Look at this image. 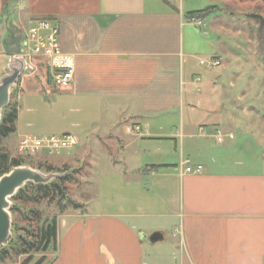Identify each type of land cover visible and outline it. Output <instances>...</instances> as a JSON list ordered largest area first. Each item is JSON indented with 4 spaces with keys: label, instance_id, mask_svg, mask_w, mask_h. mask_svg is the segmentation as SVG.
I'll use <instances>...</instances> for the list:
<instances>
[{
    "label": "crops",
    "instance_id": "1",
    "mask_svg": "<svg viewBox=\"0 0 264 264\" xmlns=\"http://www.w3.org/2000/svg\"><path fill=\"white\" fill-rule=\"evenodd\" d=\"M180 2L178 8L174 0H17L15 12L26 13L29 28L41 20L59 26L62 49L76 65L71 88L53 92L47 64L34 60L18 95L34 83L47 97L62 94L58 103L81 132L101 125L104 111H120L106 126L116 128L121 153L135 157H108L115 170L100 177L94 209L59 217L52 264H264V173L220 162L218 151L208 157L217 131L227 136L223 142L234 140L230 124L213 120V112L202 113L199 135L184 129L185 87L200 92L202 85L185 78L192 55ZM5 7L0 0V24ZM4 28L0 45L9 37ZM0 58L7 64L3 45ZM37 95L30 93L36 104ZM226 113L236 123L237 112ZM174 116L178 132L171 130ZM19 122L18 109L17 131ZM129 127L140 131L129 134Z\"/></svg>",
    "mask_w": 264,
    "mask_h": 264
},
{
    "label": "rangeland",
    "instance_id": "2",
    "mask_svg": "<svg viewBox=\"0 0 264 264\" xmlns=\"http://www.w3.org/2000/svg\"><path fill=\"white\" fill-rule=\"evenodd\" d=\"M3 1L7 7H5L6 11L0 25L6 28L5 22L9 19V23H15L24 34L29 28L26 13L15 12L18 8L16 7L17 0ZM183 2L186 17L184 23L188 26L186 29L189 32L186 44L192 55V58L185 59V67H183L185 78L194 83H197L196 79L200 78L202 85L200 92L195 91L193 87V92L190 93V88L185 87L184 129L186 132L194 131L199 135L197 129L201 123L202 113L204 111L213 112L210 114L213 120L230 124L227 127L232 128L234 140L225 141L222 145L213 142L211 151L207 153L208 157H211L212 152L218 151L217 156L213 157H216L220 162L236 160L242 163L240 168L242 171L264 173V31L260 33L256 19L258 16L264 19V1L183 0ZM180 3V0H174V4L178 8ZM210 7H216V9L202 17H196L194 22L189 24L188 13L204 11ZM198 21H201V25L197 24ZM21 22L22 24H20ZM17 24L21 26L19 27ZM2 31L4 30L2 29ZM1 51L2 45H0ZM215 60L221 61V66L217 69L209 66V63ZM6 69L7 64L3 58H0V77ZM210 83H214L215 86L209 88ZM34 85H27L25 91L20 95L17 92L18 87L13 88L10 103L18 105L19 128L15 134L0 142V148L10 153L12 157L27 162L24 166H29L44 174H49L46 171L49 166L55 169L53 173H59L57 171L63 170L65 167L79 169L78 181L68 184V194L70 199L77 201L82 207L76 210L70 206L66 214H75L84 209L91 212L97 204L100 177L107 176L108 173L111 174L112 169L115 170L110 166L108 157L121 156L122 160L126 157L129 158L128 160H134L132 153H121L122 150L117 143L119 137L116 135V128L111 130L106 126L110 121V116L117 119L120 117V111H104L105 116L101 125L81 132L72 126L73 116L68 113V108L61 105L63 102L58 103V97L62 94L53 98L47 97L39 91V86L36 89L37 84ZM31 92L38 93L36 97L40 103H34L36 99L30 96ZM189 96L194 105H197L193 110L189 108L187 100ZM241 98L243 99L237 102L239 107L237 109V106L232 102ZM229 111L237 112L234 115V117H238L236 123L235 119L232 120L226 113ZM173 119L174 127L171 130L174 131L177 128L178 132L179 121L175 123L176 116ZM225 119L228 120L224 121ZM113 122L117 123V120ZM204 122L208 123V120ZM64 134L73 135L77 139L78 145L71 149L57 151L54 155H50L46 150L33 155L20 153L19 145L24 137L45 138L63 136ZM97 136L101 140L97 139ZM121 136L125 140L128 139L123 129H121ZM222 151L225 152V155H218ZM185 153L188 156L186 150ZM191 157L193 163L200 160L195 155ZM228 166L230 165L228 164ZM24 208L43 211L45 216L59 214L55 204L49 206L46 203L40 206L25 204ZM23 217L20 213L14 216L21 229L29 226V222L25 221ZM32 227L35 225L32 224ZM20 233L27 234L28 232L21 230ZM53 256L55 254H46V264L52 260ZM42 257V254H34V261L31 264ZM26 258L27 256H24L16 260L23 261Z\"/></svg>",
    "mask_w": 264,
    "mask_h": 264
},
{
    "label": "trees",
    "instance_id": "3",
    "mask_svg": "<svg viewBox=\"0 0 264 264\" xmlns=\"http://www.w3.org/2000/svg\"><path fill=\"white\" fill-rule=\"evenodd\" d=\"M163 1L170 4V0ZM215 9L216 7H210L204 11L190 12L187 15V19L188 21H193L196 17H202ZM256 19L261 33L264 31V19L259 16L256 17ZM17 120L18 105L17 103H10L3 111V117L0 123V142L17 132ZM26 164L27 162L24 160L12 157L10 153L3 151L0 148V177L8 174L13 168L24 166ZM46 171L51 173L54 172L55 169L49 166ZM57 172H69V174L63 178L52 181L48 185H34L28 183L11 199L14 204L11 209L14 222L13 237L10 242L0 250V264L16 262L17 258L24 256H27V258L22 261V264H31L34 261V254L43 255V257L37 260L34 264H46V254L51 253L56 256L58 252L59 217L65 215L70 206L76 210H79L82 207L80 203L70 199L68 194V184L76 180L78 181L77 178L80 174L79 169H68L65 167L63 170ZM45 203L48 206L55 204L59 214L45 216L43 211H38L36 209L26 210V208H24L25 204L40 206ZM18 213H20L21 216H24L23 218L25 221L29 222V226L25 229H21V226L14 218L15 214ZM32 224H34L35 227H32ZM21 230H26L28 233L22 234L20 233ZM55 258L53 256L52 260L47 264H52L55 261Z\"/></svg>",
    "mask_w": 264,
    "mask_h": 264
},
{
    "label": "built area",
    "instance_id": "4",
    "mask_svg": "<svg viewBox=\"0 0 264 264\" xmlns=\"http://www.w3.org/2000/svg\"><path fill=\"white\" fill-rule=\"evenodd\" d=\"M194 22V21H193ZM201 25V21L197 22ZM22 57H24L28 63L32 64L34 60H38L47 64L52 77L54 91L64 92L71 88L75 76V59L72 55L63 51L60 41V29L59 26L49 20H41L31 26L22 37ZM33 65V64H32ZM209 66L213 69H217L221 66L220 60H215L209 63ZM197 83L200 79L196 80ZM200 91V89H198ZM139 127H129L127 133L132 134L139 132ZM217 141L222 143L225 139V135L221 132H217ZM230 139H233V135H228ZM78 145L77 139L73 135L52 136L45 138L36 137H24L20 141L19 150L22 155H33L42 150L48 151L50 155H54L55 152L71 149ZM189 165V161L185 163ZM201 167L197 169V173H201ZM187 173L193 172L189 166L186 168ZM6 264H22V261H16Z\"/></svg>",
    "mask_w": 264,
    "mask_h": 264
},
{
    "label": "water",
    "instance_id": "5",
    "mask_svg": "<svg viewBox=\"0 0 264 264\" xmlns=\"http://www.w3.org/2000/svg\"><path fill=\"white\" fill-rule=\"evenodd\" d=\"M5 24L6 34L9 37H5L2 41L7 70L0 77V123L4 109L11 102L13 88L17 87L23 73L33 70L31 64L21 56L22 31L16 25L10 24L9 19L6 20ZM68 174L69 172L44 174L29 166H20L13 168L8 174L0 177V250L10 242L13 235L11 209L14 204L11 199L28 183L48 185Z\"/></svg>",
    "mask_w": 264,
    "mask_h": 264
}]
</instances>
